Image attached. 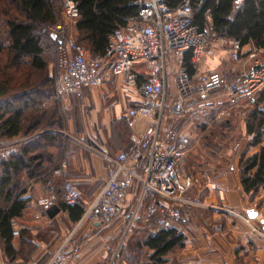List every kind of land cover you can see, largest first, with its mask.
<instances>
[{"label":"crops","instance_id":"0c3cea01","mask_svg":"<svg viewBox=\"0 0 264 264\" xmlns=\"http://www.w3.org/2000/svg\"><path fill=\"white\" fill-rule=\"evenodd\" d=\"M72 33L77 38L75 28ZM249 50L250 47H246L242 51ZM260 57L264 58V52ZM192 62L195 78L204 71H216L231 77L240 75L241 71L224 43L213 45L200 63ZM138 68L140 87L148 76L144 67L138 65ZM167 78V100L171 102L176 94L174 76ZM96 90L62 97L60 109L69 115L70 131L80 140L71 139L79 145V149L69 161L63 162L61 175H56L60 190L42 184H32L29 188L30 206L17 221V226L30 231L32 247H37L30 257L31 263L40 259L42 264H47L64 244L68 253L65 264H101L104 262L102 259L107 258L108 249H95V243L77 246L82 238L77 232L91 236L109 227L86 222L79 225L80 222L72 220L69 211L60 207L59 214L50 218L49 208L42 203L53 195L64 202V192L61 193V190L68 180L79 189L83 203L88 207L108 180L110 165L103 156L115 157L127 150L133 139L139 137L149 125L148 120L129 115L130 109L138 106L142 100L140 88H129L121 78L109 76L105 85ZM227 92L212 93L204 102L188 103L187 111L180 114L182 116L171 113L166 116L161 136L169 141L187 139L190 142L188 172L194 183L189 198L201 204L191 208L188 222L183 225L173 223L186 235L187 242L183 249L166 257L167 264H264V238L230 213L235 211L249 217L250 210L256 211L257 217L249 218L255 227L264 231V188L252 199L243 189L240 171L242 157L256 155L264 145H251L253 136L248 134L247 126L260 96L255 93L232 96ZM53 104L54 101L46 103L49 106ZM260 108L264 111V102ZM85 141L91 142L92 146ZM19 142L17 139L4 144L10 148ZM142 196V185L135 183L124 201L128 216L133 218L139 210L135 222L139 220L140 224L144 223V216L140 217L141 210L150 198L142 201ZM55 202L53 205L60 206ZM118 220L112 226L114 230H122L125 224L124 220ZM217 225L223 227L220 233L214 230ZM0 244V264H7L9 258L3 243ZM14 244L20 250L21 238L15 237ZM13 262L27 264L23 254ZM144 263L149 264L140 262Z\"/></svg>","mask_w":264,"mask_h":264},{"label":"trees","instance_id":"16d2710c","mask_svg":"<svg viewBox=\"0 0 264 264\" xmlns=\"http://www.w3.org/2000/svg\"><path fill=\"white\" fill-rule=\"evenodd\" d=\"M64 1L0 0V70L3 71L0 75V242L9 260L16 261L23 254L27 264L31 263L30 257L37 247H32L29 230L20 229V235L14 236V229L30 206L29 188L32 184H42L60 190L56 172L79 149L71 139L80 140L70 131L69 115L60 109L63 96L56 91L57 73L49 74L58 49V40L49 30L64 20ZM73 1L79 9V17L74 23L78 34L75 41L83 45L90 56H106L111 36L125 28L129 19L140 10L136 4L139 0ZM163 1L168 10L174 11L185 0ZM190 2L194 24L200 30L210 20L218 37L240 42L243 58L254 51L262 55L264 0H246L240 9H236L234 0ZM246 47L250 50L243 52ZM185 68L190 76H195L191 52L186 54ZM223 77L225 83L216 93L228 91L240 75ZM256 94L260 98L256 100V108L247 124L253 146L264 143V111L260 108L264 102V88ZM50 101L54 104L46 105ZM17 139L21 142L10 148L4 144ZM85 142L92 146L91 142ZM240 171L243 189L254 199L264 188V145L256 155L242 157ZM62 192L65 195L64 189ZM55 203L69 211L74 222H80L87 209L83 200L74 207L68 206L65 200ZM191 208L188 211L192 213ZM183 210L187 212V208ZM143 216L144 209L140 214ZM131 218L125 211L100 224L112 227L120 219L125 221L124 229ZM189 219L191 217L177 219L173 223L183 225ZM173 223L170 226L154 224L151 228L141 223L137 228H131L114 263L113 257L107 255L101 264H138L141 261L167 264L166 257L183 249L187 242L186 235ZM15 237L21 238L20 250L15 247ZM38 261L42 264L40 259Z\"/></svg>","mask_w":264,"mask_h":264},{"label":"built area","instance_id":"2783aa9c","mask_svg":"<svg viewBox=\"0 0 264 264\" xmlns=\"http://www.w3.org/2000/svg\"><path fill=\"white\" fill-rule=\"evenodd\" d=\"M234 1L236 9H240L246 0ZM64 3L67 22L52 28L59 53L55 77L57 94L61 97L80 94L86 89L102 87L109 76L121 78L129 88H140L142 93L140 104L130 109V117L149 121L146 130L133 139L127 150L115 157L103 156L110 165L108 180L87 207L79 225L103 223L114 215H123L124 201L135 183L143 187L142 201L150 197L144 208V223L148 228L154 224L170 226L174 220L190 218L192 213L188 209L201 206L189 198L194 183L187 169L190 142L187 139L169 141L161 136V132L167 115L184 114L188 103L204 102L223 87L225 80L216 71L201 72L196 78L190 76L185 68L186 54L191 52L192 61L200 63L213 45L226 44L233 61L241 67L240 78L228 90V94L238 96L256 94L263 89L264 63L260 61V52L254 51L243 58L240 42L218 37L210 20L200 30L194 24L190 0H185L174 11L168 10L163 0H139L136 3L140 7L138 15L111 36L106 56H90L83 45L67 35L69 22L79 17V9L73 0ZM138 65L144 67L148 76L140 87ZM255 66L259 69L253 71ZM171 75L174 76L176 94L169 102L167 77ZM244 87L246 90L242 91ZM61 173V169L56 172ZM64 191L68 206L81 203V192L73 182L66 181ZM56 200L53 195L42 203L50 208ZM185 208L187 212H184ZM138 212L130 224L135 222ZM230 213L264 238V231L255 227L248 216L235 211ZM214 230L220 233L222 225H217ZM19 235L20 228L15 224L14 236ZM67 260V245L64 244L47 264H65ZM7 264L17 263L9 260ZM31 264H39V261Z\"/></svg>","mask_w":264,"mask_h":264},{"label":"rangeland","instance_id":"374dc122","mask_svg":"<svg viewBox=\"0 0 264 264\" xmlns=\"http://www.w3.org/2000/svg\"><path fill=\"white\" fill-rule=\"evenodd\" d=\"M62 22L64 23L67 21L64 18V20ZM69 23L70 24L67 27V35L70 36L71 38H73L74 40H76V36H74L72 33L75 21H70ZM52 28L49 31L51 34H54V31L52 30ZM56 51H57V53H55V56H57L56 57L57 59H55V61L49 67V74H51V75H55L58 72V68H57L58 55H59L58 49ZM260 61L262 63H264V58L260 57ZM1 74H3L2 70H0V75ZM263 88H264V86H263ZM96 89H99V88H96ZM241 90L244 91V90H246V88L244 87ZM91 91H92L91 89H86L82 93H92ZM96 91H98V90H96ZM227 93H229V92H227ZM189 159L190 158L188 155V162H189ZM187 169H188V165H187ZM130 222L128 221L126 223L125 228L124 229L121 228L122 230H120V229L114 230L112 227H109V228H106L104 231L102 230V231L95 232V234H93L91 236H87V235H85L79 231V232H77V235H79V237H82V238L80 240H78L77 246L80 247V246H83L87 243L92 242V243H95V246H97L95 249L99 250L100 248H107L108 249L107 255H108V257H111V256L113 257L112 262L114 263V261L116 260V258L118 256V253H119V251H120V249L124 243V240L126 239L131 228H134V227L137 228V226L140 225L139 220L137 221V223L133 222V224H130ZM135 223H136V225H135ZM111 230H112V232H111ZM110 233H112L111 236L107 237ZM73 242H74V240H73ZM0 247H1V244H0ZM110 248H111V250H110ZM144 259L145 258H142L141 260H144ZM102 261H105L104 258L102 259ZM144 262H146V261H144ZM138 264H140V263H138Z\"/></svg>","mask_w":264,"mask_h":264},{"label":"water","instance_id":"95a60500","mask_svg":"<svg viewBox=\"0 0 264 264\" xmlns=\"http://www.w3.org/2000/svg\"><path fill=\"white\" fill-rule=\"evenodd\" d=\"M61 42H62V40H60V43ZM258 69H259V66H255L253 68V71H256ZM60 211H61V209L57 205H53L52 207H50L48 209V215H49L50 218H54V217H56L59 214ZM248 214H249V217L251 219H254V218L257 217V213L254 210H250Z\"/></svg>","mask_w":264,"mask_h":264}]
</instances>
